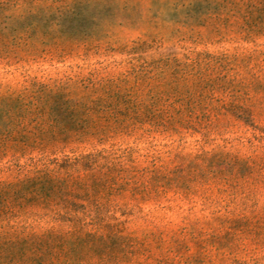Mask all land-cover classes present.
<instances>
[{"label":"trees","instance_id":"obj_1","mask_svg":"<svg viewBox=\"0 0 264 264\" xmlns=\"http://www.w3.org/2000/svg\"><path fill=\"white\" fill-rule=\"evenodd\" d=\"M140 1L0 0V64L21 63L59 50L65 53L67 41L89 45L112 24H135L140 19V14L135 16ZM152 1L172 11L175 20L191 34L197 27H203L218 36V41L235 44L233 54L223 52L206 57L226 65L255 62L264 71V0ZM69 13L85 23L84 34L59 33V18ZM157 41L138 43L134 50L144 51ZM78 82L84 84L86 91L75 96L71 84L62 81L48 83L27 78L20 85L0 82V158L12 154L16 160L35 152L40 155L33 169L20 165L12 177L0 178V264H113L116 260L141 263V255L152 256L151 246L145 240L140 242L138 237L125 235L122 223H111L103 198L125 196L127 192L138 201L159 200L162 191L187 194L195 191V186L198 190L206 185L209 179L206 167L211 168L216 157L231 163L229 173L233 177L243 176L238 170L242 166H246L249 175L264 171V156L258 163L255 157L245 159L238 153L225 151L215 156L203 154L198 170L186 166L175 170L174 173H180L173 177H169V170L160 173L156 168L115 161L113 152L106 148L74 157L65 154L63 159L58 153H63L66 147L74 143H103L126 129L131 120L141 119L139 107L115 91L113 80L93 72ZM194 116L191 112L187 119L174 118L166 127H175L174 121L199 124L193 120ZM236 117L258 129L256 113L250 108L237 111ZM72 149L75 152L77 147ZM39 162L43 165H36ZM130 170L131 174L140 175L130 177ZM13 171L10 169L11 174ZM209 171L213 177L224 173L213 168ZM215 216L214 219H221ZM194 223L203 222L197 219ZM153 226L151 234L161 247L164 236L169 234L167 226ZM188 226L185 223L182 228L187 231ZM232 260L235 264H251L237 258ZM155 264L171 263L159 257Z\"/></svg>","mask_w":264,"mask_h":264},{"label":"rangeland","instance_id":"obj_2","mask_svg":"<svg viewBox=\"0 0 264 264\" xmlns=\"http://www.w3.org/2000/svg\"><path fill=\"white\" fill-rule=\"evenodd\" d=\"M139 14L135 24H112L89 45L67 41L65 53L59 50L21 63L0 64V82L20 85L27 78L48 83L62 81L71 84L75 96L86 91L78 79L96 72L99 77L113 80L115 91L139 107L140 121L131 120L126 129L103 143H74L58 153L63 159L65 154L74 157L106 148L113 152L115 161L156 168L160 173L169 170V177L186 166L198 170L203 154L215 156L221 151L238 153L245 159L255 157L261 162L264 156L261 65L255 62L226 65L206 57L223 52L233 54L235 44L218 41V36L203 27H197L191 34L175 20L172 11L160 8L152 0L140 1L135 16ZM84 25L77 15L62 14L57 29L61 35L84 34ZM151 40L158 41L144 51L135 52V45ZM148 62L154 65H147ZM244 108L256 113L258 129L236 117L237 111ZM191 112L199 124L174 121L175 127H166L174 118L187 119ZM72 147L77 150L73 152ZM39 159L37 152L16 160L12 154L0 158V178L12 177L20 165L33 169L34 161ZM7 168L14 170L13 174ZM212 168L224 173L213 177L208 172ZM206 169L209 175L206 185L198 190L195 186V191L187 194L162 191L159 200L138 201L127 192L125 196L117 194L102 199L111 223H122L125 235L138 237L140 242L145 240L151 246L152 256L141 255V263L116 260L113 264H155L159 257L167 258L171 264L188 261L235 264L233 258L264 264V171L249 175L246 166H242L238 170L243 176L233 177L229 173L231 163L219 157ZM129 172L126 174L130 177L140 175ZM217 210V214H212ZM215 215L226 221L221 223V219H214ZM197 219L203 223L196 225ZM185 223L189 224L187 231L182 228ZM157 224L167 226L169 232L161 247L151 234ZM254 260L258 263H252Z\"/></svg>","mask_w":264,"mask_h":264}]
</instances>
